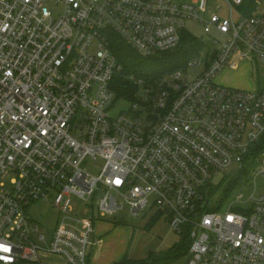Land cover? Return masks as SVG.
<instances>
[{
  "label": "built area",
  "instance_id": "built-area-1",
  "mask_svg": "<svg viewBox=\"0 0 264 264\" xmlns=\"http://www.w3.org/2000/svg\"><path fill=\"white\" fill-rule=\"evenodd\" d=\"M225 1L227 16L204 14L193 0H0V245L8 248L0 264H41L43 253L89 264L95 213L126 204L139 216L151 195L155 213L192 238L179 264H264V186L227 209L228 196L215 207L205 192L235 164L241 178L251 168L243 188L264 175V88L215 80L244 60L264 78V0L239 18L233 5L245 0ZM189 20L221 35L206 46L210 56L188 61L200 66L197 76L187 81L186 67L129 73L136 98L118 97L112 84L123 64L111 32L150 56L178 46ZM119 99L128 106L114 113ZM87 156L104 159L98 175L82 167ZM72 195L88 201L87 216L73 212ZM37 200L61 211L48 236L28 209Z\"/></svg>",
  "mask_w": 264,
  "mask_h": 264
},
{
  "label": "rangeland",
  "instance_id": "rangeland-1",
  "mask_svg": "<svg viewBox=\"0 0 264 264\" xmlns=\"http://www.w3.org/2000/svg\"><path fill=\"white\" fill-rule=\"evenodd\" d=\"M193 1H195L198 8L204 10V14H208L211 11H216L223 16H227L230 14L229 5L224 0H208L206 4H204L202 0ZM240 14L241 13L239 9L233 5L234 18H239ZM186 32L191 36V39H193V41L201 43L204 46V48L199 52L197 56H210L211 53L206 49V46H210L213 49L215 47V45L212 44L214 39L221 38V35L215 31L213 32V34L205 32L204 26L199 20L187 21L185 33ZM189 41V37H186L185 39L183 37L182 41L178 45V48L185 47L189 43ZM98 48V40H94L89 47V51L95 52ZM198 60H200L199 57ZM185 67H182L181 69H185ZM199 70V65H190L189 67H186V69L184 70V78L187 81L193 80L197 76ZM250 77L251 74H248V71H228L223 69L217 73V75L215 76V80L221 84L247 88L243 86H247V83L250 82ZM234 78L238 79L240 81V84L237 82L235 83L233 81ZM241 82L243 84H241ZM258 85L260 89L264 88V78L261 74L260 66ZM140 89L142 90L144 89V87L141 86ZM113 106V112L115 113L120 108L128 106V103L119 99ZM104 162V159L101 157L94 158L92 156H87L82 163V167L92 172L93 174L98 175L104 166ZM250 171L251 168L248 166L244 173V177L241 178V175L244 171L241 167H239L238 164H235L230 169L222 171L220 174L216 175L211 180V184L205 187V192L207 194L210 205L215 207H217V205H220L219 202L228 195L227 189L233 187L237 180H239L237 183L238 186L233 187V189L230 191L228 195L229 199H227V202L223 204L221 209H227L230 206L231 202L238 200L239 194H243L242 199H249L252 195H256L258 192H260L264 186V175L256 176L254 179L255 182L248 187L243 188V186H241L244 185L248 179L252 178L249 176V174L251 175ZM13 177V172L10 171L6 173L5 177L3 178L6 188L11 187ZM102 195L103 191H100L99 193L93 195V197L90 199V202L94 201L96 203H94V206L96 207ZM115 195L118 197V200L120 202L125 203L124 196L117 193H115ZM155 198L156 197L154 195H151L149 197L148 206L141 211L139 216L134 214L126 204H124L122 208H119L113 215H107L105 217L99 216V213H95L94 215L96 219L111 222L115 225L126 227L125 229H129V231L127 232V234H130L128 252L131 257L143 258L148 256L152 252H154L155 254L167 253L171 250L174 244H180L183 239V234L174 230L170 225L169 219L163 215L158 218L156 223L150 226H145V224L156 211L153 207ZM71 201L74 208L73 212L75 214H78L80 217H85L88 215L89 206L86 205L88 201H84L77 195H72ZM28 207L34 221L40 225V231L45 233L47 236L50 235L61 216V211L56 206H54L51 201L47 200H37L35 202H32ZM93 238L94 234L92 236V239ZM186 259L187 254L179 259V263L185 261ZM21 264L37 263L23 262Z\"/></svg>",
  "mask_w": 264,
  "mask_h": 264
},
{
  "label": "trees",
  "instance_id": "trees-1",
  "mask_svg": "<svg viewBox=\"0 0 264 264\" xmlns=\"http://www.w3.org/2000/svg\"><path fill=\"white\" fill-rule=\"evenodd\" d=\"M183 37L184 39L189 37L190 40L185 47L178 48L176 46L175 48L161 51L154 55L143 56L128 45L118 33L112 31L110 34L111 48L119 62L123 64V71L114 78L112 84L117 96L129 99L136 98L135 93L138 91L139 86L129 81L125 75L129 73H135L139 76L152 74L155 77L160 74L172 72L185 67L188 61L195 58L204 48L201 43L193 41L191 36L187 32L185 33V31L182 34V39ZM238 181H236L233 187L237 185ZM233 187L227 189L228 195ZM159 217L160 214L158 212L154 213L145 226L156 223ZM182 234L183 239L180 244H174L167 253L155 254L152 252L143 258H132L126 255L115 264H179V259L188 254L192 243V238L188 232Z\"/></svg>",
  "mask_w": 264,
  "mask_h": 264
},
{
  "label": "crops",
  "instance_id": "crops-1",
  "mask_svg": "<svg viewBox=\"0 0 264 264\" xmlns=\"http://www.w3.org/2000/svg\"><path fill=\"white\" fill-rule=\"evenodd\" d=\"M257 5V0H245L243 3L234 6L239 9L241 17L257 11ZM262 10H264V6L259 11ZM224 70L248 71V74H251L249 79L250 82L247 83V86L243 87H247L248 89L259 88V71H254L252 62L248 60L240 61L237 67L226 66ZM233 81L240 84V81L236 78H234ZM241 84L243 83L241 82ZM125 228L126 227L115 225L111 222L97 219L95 221V230L92 233V236L94 234V238L92 239L91 236L92 244L90 247L89 264H115L117 261L122 260L126 255L131 257L128 252L130 234H127V232L129 229ZM41 264L68 263L62 255L43 253L41 255Z\"/></svg>",
  "mask_w": 264,
  "mask_h": 264
},
{
  "label": "clouds",
  "instance_id": "clouds-1",
  "mask_svg": "<svg viewBox=\"0 0 264 264\" xmlns=\"http://www.w3.org/2000/svg\"><path fill=\"white\" fill-rule=\"evenodd\" d=\"M0 250H3L5 252H7L8 251V248L5 247L4 245H0Z\"/></svg>",
  "mask_w": 264,
  "mask_h": 264
}]
</instances>
